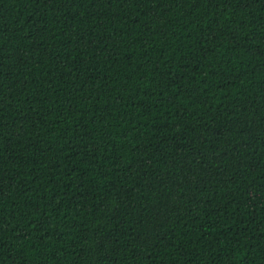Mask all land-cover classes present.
<instances>
[{
	"label": "trees",
	"instance_id": "trees-1",
	"mask_svg": "<svg viewBox=\"0 0 264 264\" xmlns=\"http://www.w3.org/2000/svg\"><path fill=\"white\" fill-rule=\"evenodd\" d=\"M0 264H264V0H0Z\"/></svg>",
	"mask_w": 264,
	"mask_h": 264
}]
</instances>
